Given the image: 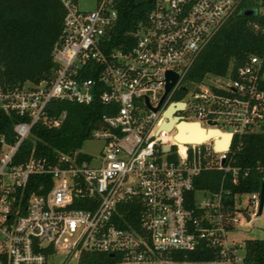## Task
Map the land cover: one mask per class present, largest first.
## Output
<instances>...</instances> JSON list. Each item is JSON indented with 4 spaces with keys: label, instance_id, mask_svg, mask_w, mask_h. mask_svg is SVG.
<instances>
[{
    "label": "built area",
    "instance_id": "2783aa9c",
    "mask_svg": "<svg viewBox=\"0 0 264 264\" xmlns=\"http://www.w3.org/2000/svg\"><path fill=\"white\" fill-rule=\"evenodd\" d=\"M60 1L53 77L0 87V109L17 116L14 141L0 135L6 264H81L87 252L108 254L113 264H244L243 243L228 240L239 221L222 200L228 190L195 189V179L216 169L238 183L233 139L264 122V51L248 54L224 75L200 81L186 75L225 22L244 9H256L249 23L264 41V0H153L128 47L109 46L118 0H94L91 10ZM168 71L177 78L166 91ZM52 100L106 105L88 138L101 142L98 155L59 153L51 163L34 150L20 151L34 126L57 127L64 119V111L49 115ZM181 123L218 130L229 140L222 150L219 136L179 141ZM34 186L39 191L29 190ZM247 194L252 212L244 217L251 221L260 196ZM241 195L234 196L235 208ZM201 245L212 258L178 257Z\"/></svg>",
    "mask_w": 264,
    "mask_h": 264
},
{
    "label": "trees",
    "instance_id": "16d2710c",
    "mask_svg": "<svg viewBox=\"0 0 264 264\" xmlns=\"http://www.w3.org/2000/svg\"><path fill=\"white\" fill-rule=\"evenodd\" d=\"M152 1L118 0V18L112 29L110 47H128L130 33L144 20ZM63 15L60 0H0V87L26 82L37 84L53 77L56 64L52 52L61 32ZM253 19L252 15L242 14L228 19L198 54L186 79L200 81L206 76L224 75L230 65L243 63L248 54L263 53L262 35L249 23ZM48 111L51 116L63 111L66 115L57 127L34 126L32 136L22 142L20 151L28 156L34 150L35 155L48 158L52 163L59 153L73 154L80 150L106 111V105L98 101L79 104L52 100ZM16 121L13 112L0 109V135L3 134L8 142L14 141ZM231 157L241 168L237 184L231 182L229 175L223 178L222 171L209 169L196 177L195 189L228 190L222 200L227 211L232 213L236 210L235 195L260 193L264 183V122L259 131L234 137ZM29 190L39 191V188L34 186ZM129 206L131 210H138V205ZM242 243L244 264H264V238H248ZM213 255L206 245H201L194 251L179 253L178 257L199 261ZM113 261L108 254L87 252L81 264H113ZM0 264H6L3 254H0Z\"/></svg>",
    "mask_w": 264,
    "mask_h": 264
},
{
    "label": "rangeland",
    "instance_id": "374dc122",
    "mask_svg": "<svg viewBox=\"0 0 264 264\" xmlns=\"http://www.w3.org/2000/svg\"><path fill=\"white\" fill-rule=\"evenodd\" d=\"M78 7L85 10H91L94 6V0H76ZM186 96V94L184 95ZM187 118H194L190 113H186ZM101 149V142L97 139H87L83 142L80 150L87 154L98 155ZM252 206L249 203V195L243 193L236 199L235 216L239 221L228 232V240L230 242H243L248 238H264V202L261 213L257 214L252 221H247L244 217L245 213H251Z\"/></svg>",
    "mask_w": 264,
    "mask_h": 264
},
{
    "label": "bare ground",
    "instance_id": "6f19581e",
    "mask_svg": "<svg viewBox=\"0 0 264 264\" xmlns=\"http://www.w3.org/2000/svg\"><path fill=\"white\" fill-rule=\"evenodd\" d=\"M179 134L176 137L179 141H191V142H200L202 140L208 139L212 136H219L223 140L222 142H217V149L222 150L225 148L229 135L223 134L218 130L206 131L202 129L198 124L194 123H181L178 125Z\"/></svg>",
    "mask_w": 264,
    "mask_h": 264
},
{
    "label": "water",
    "instance_id": "95a60500",
    "mask_svg": "<svg viewBox=\"0 0 264 264\" xmlns=\"http://www.w3.org/2000/svg\"><path fill=\"white\" fill-rule=\"evenodd\" d=\"M255 14H256V9L255 8H247V9H244L243 12H242V15H247V16H251V15H255ZM176 78H177L176 73H174L172 71H168L167 72V80L168 81H167V84H166V91L169 90V88L175 82ZM194 124H198V123H194ZM259 196H260V204H259L258 214L261 213V210H262V207H263V202H264V183H263V185L261 187Z\"/></svg>",
    "mask_w": 264,
    "mask_h": 264
},
{
    "label": "crops",
    "instance_id": "0c3cea01",
    "mask_svg": "<svg viewBox=\"0 0 264 264\" xmlns=\"http://www.w3.org/2000/svg\"><path fill=\"white\" fill-rule=\"evenodd\" d=\"M248 220V219H247ZM252 221V220H251Z\"/></svg>",
    "mask_w": 264,
    "mask_h": 264
}]
</instances>
